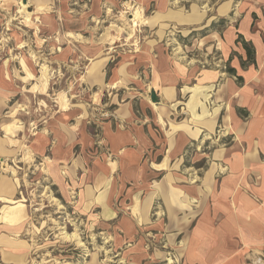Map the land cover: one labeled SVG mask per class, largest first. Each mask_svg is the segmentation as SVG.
Instances as JSON below:
<instances>
[{
	"label": "rangeland",
	"instance_id": "rangeland-1",
	"mask_svg": "<svg viewBox=\"0 0 264 264\" xmlns=\"http://www.w3.org/2000/svg\"><path fill=\"white\" fill-rule=\"evenodd\" d=\"M246 1L252 0H165L161 6L157 0H0V88L10 95L0 107V264H185L189 218L204 210L226 172L213 152L231 140L229 113L217 108L230 58L239 53L227 57L222 46ZM173 66L195 68L199 77L188 82L204 100L192 114L182 108L186 96L169 116L161 102L163 108L148 106L155 80ZM207 74L214 82L203 80ZM172 90L163 92L171 98ZM129 102L136 116L149 117L160 142L147 154L162 159L166 151L168 162L181 150L167 151L177 144V130L215 119L213 129L203 128L183 146L178 172L189 183L194 176L193 186L204 191L197 196L193 187L178 186L173 194L182 196H172L166 209L158 200L149 225L106 221L98 208L82 207L77 188L62 193L50 176L52 160L33 142L58 121L73 125L82 109L98 122ZM61 172L69 182L67 167ZM124 211L131 210L121 217Z\"/></svg>",
	"mask_w": 264,
	"mask_h": 264
},
{
	"label": "crops",
	"instance_id": "crops-1",
	"mask_svg": "<svg viewBox=\"0 0 264 264\" xmlns=\"http://www.w3.org/2000/svg\"><path fill=\"white\" fill-rule=\"evenodd\" d=\"M164 3L165 0H157L159 6ZM242 40L254 49L253 59L248 57ZM222 49L227 57L234 49L239 53V56L230 58V75L223 78L220 87L224 100L217 108L229 113L231 140L213 152L214 159L223 161L226 172L222 174L216 191L211 196L207 194L204 210L189 218L191 232L184 263L264 264V0L245 2L239 23L234 30L228 31ZM165 65L162 62L159 70H165ZM194 69L187 71L173 66L169 75H160V81L155 80L153 85L155 101L148 95V106L158 103V107L163 108L162 103L169 116L172 109L181 104L179 97L186 96L182 108L191 114L197 110V100H204L193 93V87L188 84L199 79ZM212 75L207 74L203 80L211 79ZM211 80L214 82V78ZM162 81L170 82L162 85ZM118 82L120 79L113 84ZM164 88H173L171 98L163 92ZM9 97L0 88V107ZM62 110L64 114L69 111L68 108ZM145 110L143 115L147 116ZM88 114L82 109L73 118V125L58 121L55 129L49 130L50 134L40 132L41 135L33 139L39 143L35 147L37 153L48 156L53 162L50 176L54 184L62 193L77 188L83 208H98L101 218L106 221L127 219L131 224L136 221L149 225L152 208L158 200L166 209L172 196H182L183 191L173 194L182 190L180 187H193L197 196L204 191L198 184L193 186L194 176L189 183L187 177L178 172L183 146L199 137L203 128L213 129L214 118L203 119L201 125L192 126L189 132H173L177 144L167 151L180 146L181 150L168 162L165 160L166 151L162 153V159L147 154L160 142L155 141L149 117L136 116L130 102L118 107L112 117L98 122L88 120ZM75 124L78 128L74 129ZM228 127L224 125V129ZM170 130L171 127L169 134ZM173 134H170L171 139ZM162 163L165 164L163 169L156 167ZM63 167L68 169L69 182L61 172ZM204 181L205 177L201 179L202 184ZM212 187L213 183L208 189ZM124 209L131 211H124L126 214L121 217L120 212Z\"/></svg>",
	"mask_w": 264,
	"mask_h": 264
},
{
	"label": "trees",
	"instance_id": "trees-1",
	"mask_svg": "<svg viewBox=\"0 0 264 264\" xmlns=\"http://www.w3.org/2000/svg\"><path fill=\"white\" fill-rule=\"evenodd\" d=\"M242 43L247 51V54H248V57L250 59H253L254 58V49L245 41V40H242Z\"/></svg>",
	"mask_w": 264,
	"mask_h": 264
},
{
	"label": "bare ground",
	"instance_id": "bare-ground-1",
	"mask_svg": "<svg viewBox=\"0 0 264 264\" xmlns=\"http://www.w3.org/2000/svg\"><path fill=\"white\" fill-rule=\"evenodd\" d=\"M75 235V234H74ZM74 235H72V236H74ZM67 237H68V235H66Z\"/></svg>",
	"mask_w": 264,
	"mask_h": 264
}]
</instances>
